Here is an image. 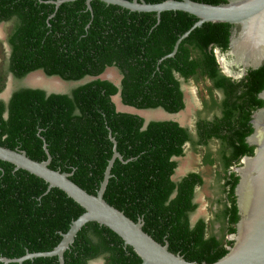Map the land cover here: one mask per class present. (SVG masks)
Wrapping results in <instances>:
<instances>
[{"label": "trees", "instance_id": "obj_1", "mask_svg": "<svg viewBox=\"0 0 264 264\" xmlns=\"http://www.w3.org/2000/svg\"><path fill=\"white\" fill-rule=\"evenodd\" d=\"M50 1L56 0H0V23L13 22L7 72L18 81L37 71L67 82L95 79L64 94L18 87L8 103L0 100V145L45 161L47 144L50 167L71 173V180L96 195L114 155L112 133L124 161L114 162L106 201L135 222L143 219L145 232L163 245L168 243L171 252L188 261L213 263L222 258L234 243L227 237L236 232L239 220L235 195L239 176L228 172L242 157L254 153L246 138L253 132L252 112L264 105L258 98L264 89V65L251 70L242 84L221 73L215 49H228L229 23L196 27L174 56L163 59L198 21L197 16L165 11L159 20L155 12H134L102 0H92L91 10L87 0L59 7ZM112 67L120 72V86L99 77ZM174 71L185 77L207 75L225 93L220 103L223 117L201 120L198 140L175 121H151L144 128L143 117L118 111L113 99L121 93L126 105L143 110L163 107L177 113L185 108V101ZM212 137L224 146L222 192L226 198L220 200L213 219L200 217L192 223L199 208L195 189L204 181L196 172L175 180L177 159L185 156L187 142L197 147ZM204 162L214 164L215 159L207 153ZM84 212L60 188L49 189L44 179L0 160V258L53 250ZM97 259L102 264H142V258L118 234L90 222L65 252V264H90ZM22 264H59V258L38 257Z\"/></svg>", "mask_w": 264, "mask_h": 264}, {"label": "water", "instance_id": "obj_2", "mask_svg": "<svg viewBox=\"0 0 264 264\" xmlns=\"http://www.w3.org/2000/svg\"><path fill=\"white\" fill-rule=\"evenodd\" d=\"M75 0L50 1L59 7L64 2ZM91 1L87 0L88 8L91 10ZM108 4H114L134 12H155L160 20L161 14L165 11H183L197 16L198 21L193 27L185 32L177 41L173 52L163 59L176 54L181 41L186 38L196 27L204 23L218 22L229 23L232 31L229 38L228 52L226 56L232 57L227 62L220 50H216L222 67L231 74H237L233 68H239L242 73L247 68L257 70L264 65V0H226L225 3L213 5L194 0H165L159 3H149L146 0H102ZM225 55V54H224ZM116 68H109L112 70ZM40 76L56 81L61 87L39 84H25V77L22 80L23 87L40 88L46 91L47 95L53 93H69L72 87L82 85L95 79L86 77L81 81L67 82L59 76H47L44 71L33 72ZM101 79H109L120 86L121 78L112 79L110 74L104 73L99 76ZM30 78V77H29ZM69 84L70 87H67ZM55 87V88H53ZM14 89L7 88L0 93V100L9 102ZM259 98L264 101V89L260 92ZM117 110L137 114L145 119L144 128L151 121L159 119H174L175 114L158 110H143L123 103L121 93L114 96ZM162 113V114H161ZM160 114V115H159ZM7 116V113H6ZM253 132L247 137V143L255 147L253 155L244 156L241 165L236 169L239 182L235 188L239 220L236 224V232L228 236L233 245L228 247V252L222 258L213 263L188 261L182 255L175 254L169 250V244H161L150 234L144 231V220L135 222L123 211L112 206L104 198V194L111 178V170L117 158L124 161L122 155L117 151L116 139H111L115 144L114 155L109 161L105 177L96 195L89 193L84 188L71 180V173L54 170L50 167L52 156L44 148L48 155L47 160L37 161L28 156L25 150L10 149L0 145V160L15 165L16 170L23 169L44 179L49 184V189L60 188L67 195L79 203L85 212L79 216L66 233L62 234V240L51 251L27 252L24 256L17 258L2 257L0 261L7 264L11 262L22 264L29 259L38 257L58 256L59 264H65V252L74 243L78 232L88 223L97 222L104 225L118 234L126 246H131L142 258V264H264V105L252 115ZM182 173V172H181ZM196 217L192 218L195 223ZM99 264H102L99 263Z\"/></svg>", "mask_w": 264, "mask_h": 264}, {"label": "flooded vegetation", "instance_id": "obj_3", "mask_svg": "<svg viewBox=\"0 0 264 264\" xmlns=\"http://www.w3.org/2000/svg\"><path fill=\"white\" fill-rule=\"evenodd\" d=\"M231 31H232V27L230 29V32ZM230 35H231V33H230ZM6 43L8 46V53H7L5 61L2 63V66H3V69L6 71V73H8L7 70H8L9 64H10L9 58L11 55V46L9 44L8 37L6 38ZM218 49L220 50L222 57H224L227 62L231 61L232 57H229L228 55L226 56L229 49H227L226 51H222L220 48L215 49V54H216V57L218 60L219 67L221 69V73L225 76L232 78V80L235 81L237 84H240V83L242 84L243 81H248V76L250 74V71L253 69L247 68L246 71L244 73H242L241 69L233 68L234 72L237 74L228 73L222 67L221 62L218 59V54L216 53V50H218ZM116 70L118 71V74L120 76L119 70L117 68H116ZM8 75L10 77V81L13 82V85L15 82L18 84V85H14L15 87L18 88L20 86H23L20 83L21 81H18L17 79H15V77L13 76L12 73H8ZM120 78H121V76H120ZM174 78L180 83V88L184 93L185 108L183 110L177 112V113H170L167 110H165L163 107H158L156 109H153V110L162 109L163 112L169 113V114H175V116H176L174 119H166L163 117V119H159L157 121H175V122H178L181 127H184V128L189 130V132L192 135V139L198 140L200 138L199 137V132H200L199 123L201 120L214 122L215 119H220L223 117V109L221 108L220 103L225 98V93H224V91H222L218 88H215L213 81L207 75L199 74L197 77L194 75H190L188 77H185V76L181 75L179 72L174 71ZM193 87L196 89V93L198 94V97H199L198 102H196V103H194V99H193L194 94H195ZM16 89H14V91ZM259 94H258V98H259ZM214 102H217L218 105L214 106L213 105ZM195 105L198 106L197 107L198 110L193 114L192 120H190V121L182 120V114L184 113V111L186 109H188V107H191V106L195 107ZM258 109H256V110H258ZM147 110H151V109H147ZM255 111L252 112L251 118L249 120V123L251 124V126H252V123H251L252 115ZM246 140H247V138H246ZM213 144H214V146H213ZM222 148H224V146H223L222 142L220 141V139L217 137H212L210 139V141L208 142V144H206V145L199 144L197 147H194L192 142H187L184 146L185 156L177 159V160H179V166H178L177 172L174 176L175 180H179L181 177L186 176L192 172H196V173L201 175L204 183L200 186H197L195 189L194 201L196 203H198V201H199L198 195H200L201 189L204 188V185L211 183L210 184V186H211L213 182H216V184H214V188H215V193L217 195V198L215 200H213V205L216 204L217 209L214 210V212H213L214 217L219 210V205L221 202L220 200L224 201L226 198V195L222 192V184L224 183V180L222 177L225 176V172H224L223 167H222L223 163L221 161V158L223 156ZM253 148L255 149V147H253ZM207 153L212 154V157L215 159L214 164H207L204 162V157ZM190 155L200 157L201 161H200L199 165L197 164V162L195 160L194 165H193V162L191 161L192 163L189 162L188 167H186L185 169H180V164H181L180 161L182 162V159H185L187 157H191ZM243 158L244 157L241 158L239 163L232 165L229 168L228 173L234 172L238 176L236 169L241 165ZM196 166H197V168H195ZM208 168H211L213 170V173H214V175H212L213 177H210L211 175L207 176L208 172L205 170ZM212 180H213V182H211ZM194 216H195V214L193 215V217ZM200 217H205V216L204 215H199V216L196 215V220ZM102 261H103V259H102Z\"/></svg>", "mask_w": 264, "mask_h": 264}, {"label": "rangeland", "instance_id": "obj_4", "mask_svg": "<svg viewBox=\"0 0 264 264\" xmlns=\"http://www.w3.org/2000/svg\"><path fill=\"white\" fill-rule=\"evenodd\" d=\"M12 27H13V22H3L0 23V89L4 88L3 91H6L7 88H11L16 89L17 87H15L14 85H18L16 82L13 85V82L10 81V77L8 75V73H6V71L3 69L2 63L5 61L7 53H8V46L6 43V38L9 36V34L12 31ZM106 73L110 74L112 79H119V74L118 71L115 69L112 70H107ZM41 74L39 73H34V74H30L28 78L25 79V84H39V85H44L45 83L48 85H52V86H56V87H61L57 84L56 81H52L46 77H44V79L40 76ZM14 80V79H13ZM10 81V82H9ZM22 85L24 84V82L22 83V81L20 82ZM67 87H70L69 84H67ZM55 88V87H53ZM194 88V87H193ZM2 91V92H3ZM195 94H194V103L198 102V94L196 93V89L194 88ZM198 106L195 105L188 107V109H186L184 111V113L182 114V120L185 121H190L192 120L193 114L198 110L197 108ZM162 114V113H161ZM160 115V114H159ZM214 146V144H213ZM191 156V155H190ZM196 160L197 164L199 165L201 159L200 157H196L194 155H192L191 157H187L185 159H182V162L180 161V169H185L186 167H188L189 162L192 163L194 165V161ZM192 161V162H191ZM194 167V166H193ZM197 168V166L195 167ZM205 171H207V176L211 175L210 177H213L212 175H214L213 170L211 168L206 169ZM213 182V180L211 181ZM211 183L209 184H205L204 188L201 189V193L200 195H198V203H199V208L197 209V212L195 213L196 215H204L208 220L213 219V212L214 210L217 209V205H213V200H215L217 198V195L215 193V188H214V184H216V182H213L212 185L210 186ZM219 230V225L216 224L215 225V232H218ZM101 259L98 260H94L92 261L90 264H99L101 263Z\"/></svg>", "mask_w": 264, "mask_h": 264}, {"label": "clouds", "instance_id": "obj_5", "mask_svg": "<svg viewBox=\"0 0 264 264\" xmlns=\"http://www.w3.org/2000/svg\"><path fill=\"white\" fill-rule=\"evenodd\" d=\"M229 236V235H228ZM228 238V237H227Z\"/></svg>", "mask_w": 264, "mask_h": 264}]
</instances>
